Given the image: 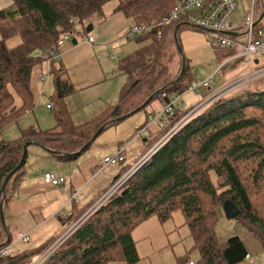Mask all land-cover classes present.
Returning a JSON list of instances; mask_svg holds the SVG:
<instances>
[{
    "label": "trees",
    "instance_id": "trees-1",
    "mask_svg": "<svg viewBox=\"0 0 264 264\" xmlns=\"http://www.w3.org/2000/svg\"><path fill=\"white\" fill-rule=\"evenodd\" d=\"M111 1V11L132 18L134 25L156 26L169 15L177 0H13L0 9V135L6 126L34 110L31 76L33 69L44 61L49 63L48 75L53 78L56 120L51 129L22 130L21 136L12 141L0 137L3 209L8 198L7 186L5 191L2 186L21 162L25 143L37 142L61 154L63 160H73L102 126L106 130L128 118L151 95L155 94L141 110L157 99L171 101L194 85L186 58L180 77L184 55L178 49L179 36L185 29L206 32L187 25L169 31L159 26L138 34L139 48L119 60V72L126 75L119 102L106 106L82 124L74 122L67 98L77 89L52 50L58 53L66 42L59 44V40L66 35L73 42L77 22L93 14L104 18V6ZM254 9L258 20L264 11V0H255ZM159 29L164 34L161 38ZM14 38L18 43L10 46L8 42ZM224 53L230 57L235 51ZM49 108L53 109L52 105ZM171 119L175 123L178 116ZM148 123L149 119L137 130ZM147 139L145 143L149 145ZM27 155L22 167L10 178L13 186L22 179ZM133 164L123 166L113 182ZM120 189L119 194L61 241L43 264H136L140 256L133 231L152 217L164 223L176 210H181L190 228L194 248L200 253L198 264H248L245 241L232 236L221 242L216 223L219 207L230 199L240 210L235 218L264 250V87H252L211 102L158 148ZM88 208L84 206L64 216V225L73 224ZM58 235L35 247L1 256L0 264H31ZM10 243L0 219V246ZM175 264H190V260Z\"/></svg>",
    "mask_w": 264,
    "mask_h": 264
},
{
    "label": "rangeland",
    "instance_id": "rangeland-1",
    "mask_svg": "<svg viewBox=\"0 0 264 264\" xmlns=\"http://www.w3.org/2000/svg\"><path fill=\"white\" fill-rule=\"evenodd\" d=\"M252 1L253 0H241V3L245 2V4H243L245 7L252 8ZM113 5L114 2L111 1L104 6V18L97 14H93L85 20L76 23L75 30L72 33L73 39L78 41L76 46L73 44L72 40H66L65 45L59 47L60 53H62L66 48H75L70 53H63L61 56L59 54L60 59H57V61H62L65 65L71 81L78 91L71 94L67 98V106L72 112V116L77 114L79 111L78 105L82 108L83 104H86V110L91 111L99 105L101 98H104L105 96L112 97L116 92L121 91V88L126 81V75L119 73V58L127 56L140 46L138 38L128 39L126 37L128 31L134 25L133 19L128 18L121 12L114 13L111 11ZM7 6H9L8 0H0V9ZM261 22L262 25H264V17L261 19ZM89 26L93 27L91 31H88ZM90 36L95 38L96 41L94 44H89L87 42V39ZM118 42L120 43L119 45H117ZM8 43L10 46L15 45L18 43V39H10ZM97 47L103 48L101 50H97ZM179 47L182 48L180 44H178V49ZM230 50L231 49L228 47H221L217 49L216 47H212L210 44L207 46H196L191 50L182 49L181 55L183 54L184 57L188 59L191 67L194 82L193 84H201L205 80L211 81V89L209 91H207V87L201 85L197 93L200 92V95L204 94V96H206V93L211 95L218 89L220 84L223 87L227 83L239 81L241 78H245L244 81L239 82L235 86L234 90L225 96L239 93L252 87H264V73H253L264 66V55H258L261 61L260 65L254 66L253 62L247 63L242 59L233 60L227 65L225 62L228 61L230 57L228 56L229 54H225L224 52H229ZM111 53L119 58L112 60L110 58ZM42 69H47L46 64H43L42 68L40 65H37L33 69L31 76V89L34 94L36 104L34 110L31 112V115L27 117L22 116L18 120V123L14 122L15 124H10L15 126L20 132L21 130L30 129L32 126H37L41 130H46L51 129L56 125L55 103L52 98L54 94V89H52L53 78L49 75L51 82L48 85L49 81L46 82L41 78L42 74L40 73H42ZM44 74L47 76L48 71H44ZM252 74H254L253 77H248ZM214 76L215 78L212 79ZM47 86L52 90L49 92L47 91L46 93L45 90ZM43 87L44 90L42 91ZM216 99L209 100L206 103V107ZM115 100H117V98ZM17 103H20L19 100ZM47 104L52 105L53 109L48 110ZM70 105L76 107V109H73ZM205 108H203L200 113ZM104 109L105 106L102 110ZM91 118L92 117L88 120ZM10 125L3 129L2 134L4 137L7 133L12 136L13 130ZM5 138L7 139L5 141L14 140V137ZM125 141L129 142V139ZM136 143V145L142 144L140 139H138ZM136 145L130 146L128 153H130L132 149H136ZM157 149L158 148H155L153 152ZM140 151H143V149ZM115 155L116 153L112 155V157ZM116 164L121 166L120 162ZM126 172L127 171H125V173ZM120 191L121 189L116 191L111 197L108 194V200L119 194ZM102 196L103 194H101L100 198ZM106 202L107 200L97 207L92 206L89 210L80 214L73 224L68 226L65 225L64 232L61 234L62 242L73 233L75 228H78L81 224L87 221ZM146 225L147 228L145 231H147V233L150 232V234L153 235L154 239L151 238L150 235L148 236L151 240L156 241L157 248L149 250L146 249L147 245H140L138 248L140 260L137 264H175L179 260L183 261L185 259L198 264L200 253L194 248V241L191 236L190 228L185 223V218L181 210L174 211L172 218L162 224L160 222L158 223L157 218H152ZM216 232L221 242L226 241L232 236H240L245 241L246 247L253 255L256 264H264V250L260 242L255 237L250 235L247 228L238 219L231 218L226 214L224 205L219 207ZM148 236L146 238H148ZM141 240H144V238ZM38 242L39 240L31 238V240L25 242L23 246L25 248H31L36 246ZM24 247L20 246L17 248L16 253L23 251L25 249ZM170 257L172 260H170ZM241 264L247 263L244 262Z\"/></svg>",
    "mask_w": 264,
    "mask_h": 264
},
{
    "label": "crops",
    "instance_id": "crops-1",
    "mask_svg": "<svg viewBox=\"0 0 264 264\" xmlns=\"http://www.w3.org/2000/svg\"><path fill=\"white\" fill-rule=\"evenodd\" d=\"M8 3L10 5L12 0H8ZM243 4H245V2L241 3V0H238L236 12L234 14L236 20L242 19L249 9ZM179 38L183 50H191L196 46H207L209 44L208 34L196 30L185 29L181 31ZM119 44L120 43L118 42L117 45ZM102 48L103 47H97L96 49L101 50ZM74 49L75 48H66L62 53H60L58 49L56 55L60 57L63 53H70ZM233 51L236 53L235 49H233ZM110 58L116 60L119 57L114 56L111 53ZM120 59L121 57L119 60ZM260 62V57L258 56L253 62V65H260ZM43 64H46L47 69H42L41 72L44 73V71H49V63L44 61L41 68L43 67ZM42 76L46 77L45 81H49V85L51 82L49 79L50 76H46L45 74H42ZM220 87L221 84L218 89H220ZM52 89H54V83ZM52 89H49L47 86L45 92L47 93V91L49 92ZM210 89L211 83L207 87V91ZM43 90L44 87L42 88V91ZM197 91L198 90H189L186 91L188 93L179 96V102H176L174 106L176 109L175 116H178V119L183 114L197 107L200 103L206 101L213 94L208 95V93H206V96H204V94L200 95V92L197 93ZM119 93L121 94V91L116 92L112 97L105 96L104 98H101L99 105L91 111L86 110V104H83L82 108L78 105L79 111L77 114L73 115L74 122L76 124H82L88 121L90 117H93L95 114L97 115L104 106L106 107L115 103L117 104L120 98ZM116 98L117 100H115ZM163 104L162 100L157 99L145 110L136 112L120 123L104 130L98 135V137H96L94 142H92L77 158L73 160H63L60 157L61 154H58V152L54 153L43 145L30 144L27 147L28 155L26 166L23 169L24 172L22 179L17 186H13L12 180H10L5 195V197L8 198L7 205H5L6 207L4 209L5 226L8 240H11L10 244L13 245L14 250L20 246L24 247L23 244L25 242L17 240L20 233L28 234L29 241L31 238L39 240L37 244L39 245L51 236H54L55 234L61 235L64 232V216L80 210L84 206H88L89 208L92 207L98 201L101 194L108 191L122 176L121 175L115 182H113L115 176L120 173L121 168L127 164H133L142 158L141 156L147 153L157 143L161 137L159 134H161V132L163 134L166 132L165 129L158 130L155 124L150 123L151 118L162 108ZM70 106L73 109H76V107L72 105ZM47 108L48 110H52L48 106ZM29 115H31V112L25 114L24 117ZM148 119L149 126L147 136L142 138L136 137L137 129L143 126ZM15 123H18V121ZM15 123L13 122V124ZM173 125L174 123L171 119L169 124H167V127L170 128ZM31 128L38 127L32 126ZM12 130V136L7 133L5 137H14V139H18L22 132L17 130L15 126H12ZM0 137L3 140H7L2 133ZM146 138L149 140V145L145 143ZM127 139H129V142L125 141ZM138 139L142 142L141 145H136ZM132 145H136L137 148L132 149L130 153H128L129 147ZM146 147L148 148L146 149ZM121 148H125L123 151L124 160L120 161L121 166H118L116 163L105 162L106 157H112L115 153L116 155L119 154ZM141 149H143V151H140ZM47 172H52L56 176L63 178V182L59 185L45 183L43 177ZM149 220L141 223L133 231L137 249L143 244L147 245L146 249L149 250L157 248L156 241L150 239V237L153 238V235H151L150 232L147 233V231H145L147 228L146 224ZM148 235H150V237ZM147 236L148 238H146ZM143 238L144 240H141ZM170 260H172L171 257Z\"/></svg>",
    "mask_w": 264,
    "mask_h": 264
},
{
    "label": "built area",
    "instance_id": "built-area-1",
    "mask_svg": "<svg viewBox=\"0 0 264 264\" xmlns=\"http://www.w3.org/2000/svg\"><path fill=\"white\" fill-rule=\"evenodd\" d=\"M254 2L252 8H249L246 14L240 20H236L234 14L238 0H177L173 9L168 16H165L160 23L156 26L152 24H135L128 31L127 37L134 39L140 33L151 32L154 28L163 26L164 29L170 30V28H179L182 26H191L199 28L208 34L209 42L212 47L221 48L228 47L235 49L236 53L230 56L229 60L225 63L228 65L233 60L242 59L245 62H254L258 55H264V25H259V21L256 20ZM263 14V13H262ZM264 17V16H263ZM258 21V22H257ZM163 31L158 30V37L163 36ZM66 40H70V36L66 35L59 40V44H63ZM94 37H89L87 42L89 44L95 43ZM56 55L55 50H52ZM224 64V65H226ZM253 73H264V67ZM254 74L248 76L253 77ZM213 79V78H212ZM245 78H241L239 81L229 82L220 89L215 91L206 101L200 103L197 107L183 114L178 121L170 128H167V124L172 117L176 115L175 103L179 102V96L174 97L171 101L163 102L162 108L154 114L150 123L155 124L157 129L166 130L165 134L157 141V143L147 152L141 159L136 161L126 173H124L111 188L106 191L101 198L93 205L99 206L101 203L108 200V194L110 197L118 191L125 182L146 162V160L154 153L155 148H160L169 138H171L181 126L185 125L188 121L200 113V111L206 107V103L209 100H213L226 94H229L234 90L235 86L244 81ZM210 80H205L201 84L191 85L189 90H199L200 86L208 87ZM50 107V105H47ZM148 124L139 131L136 132V137L140 138L148 133ZM160 145V146H159ZM159 146V147H158ZM155 147V148H154ZM125 148H121L119 154L114 157H106V163H117L124 160L123 151ZM44 182L50 185H59L63 182V178L56 176L52 172L44 174ZM91 208V207H90ZM89 208V209H90ZM88 209V210H89ZM76 229V228H75ZM17 240L28 241V234L20 233ZM61 235L56 239L44 253L39 255L31 264H43L57 248L61 242ZM15 252L13 245L0 246V257L13 254ZM248 264H255L254 259L248 253L246 255ZM190 264H195L190 261Z\"/></svg>",
    "mask_w": 264,
    "mask_h": 264
},
{
    "label": "water",
    "instance_id": "water-1",
    "mask_svg": "<svg viewBox=\"0 0 264 264\" xmlns=\"http://www.w3.org/2000/svg\"><path fill=\"white\" fill-rule=\"evenodd\" d=\"M264 16V13L261 15V17L259 18V20H261ZM258 22V21H257ZM92 26H89L88 27V31H91L92 30ZM73 43L76 44V40L73 39ZM179 51L182 53V48L179 47ZM36 54H38V51H36ZM185 68H186V59L185 57L183 56V67H182V71H181V74H180V77L181 75L184 73L185 71ZM157 94V93H156ZM155 96V94L151 95L139 108L135 109L134 111H132L131 114H134L138 111H140L143 107H145L152 99L153 97ZM105 128V125L102 126L97 132L96 134L94 135V137L82 148V150H84L85 148H87L95 139L96 137L104 130ZM30 144H38L37 142H28V143H25L24 145V153H23V156H22V159H21V162L18 164V166L5 178L4 180V183H3V186H2V191H5V188L11 178V176L17 171L19 170L25 159H26V153H27V147L30 145ZM224 209L226 211V214L231 217V218H235L239 215L240 213V210L238 208V206H236L230 199L226 200L225 203H224ZM0 219L3 223V225H5V216H4V209H3V203H0Z\"/></svg>",
    "mask_w": 264,
    "mask_h": 264
}]
</instances>
